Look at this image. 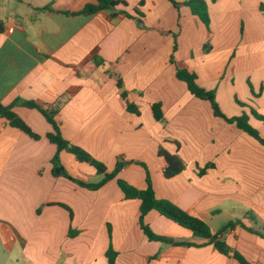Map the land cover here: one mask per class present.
Here are the masks:
<instances>
[{
  "label": "crops",
  "instance_id": "crops-1",
  "mask_svg": "<svg viewBox=\"0 0 264 264\" xmlns=\"http://www.w3.org/2000/svg\"><path fill=\"white\" fill-rule=\"evenodd\" d=\"M123 1L128 5L89 16L80 12L97 0H0V103L61 100L56 119L67 140L109 171L119 157L128 162L97 191L54 174L52 125L37 109L15 105L41 139L0 118V264H108L110 243L118 252L115 264H240L157 210L145 217L156 234L196 245L144 235L141 201L126 199L118 185L122 179L146 189L141 162L157 198L206 221L250 264H264V145L194 97L171 62L173 55L195 72L226 116L242 115L238 101L249 114L253 108L264 116V0H205L210 30L187 0H174L179 7L172 0ZM127 101L140 115L127 110ZM155 103L163 121L154 117ZM250 122L264 138V122L252 115ZM161 148L179 155L184 171L166 178ZM61 157L72 176L102 179L74 155L62 151ZM59 203L73 210V221ZM229 222L235 225L222 231ZM70 228L79 234L70 237Z\"/></svg>",
  "mask_w": 264,
  "mask_h": 264
},
{
  "label": "trees",
  "instance_id": "trees-1",
  "mask_svg": "<svg viewBox=\"0 0 264 264\" xmlns=\"http://www.w3.org/2000/svg\"><path fill=\"white\" fill-rule=\"evenodd\" d=\"M176 7H179V3L172 0ZM186 6L190 7L192 13L200 18V20L205 24L208 30H210V16L208 11V5L205 0H187L184 3ZM118 5L127 6L128 3L123 0H97L95 4L87 5L80 13L87 14V15H94L103 10H110L114 9ZM136 13L143 17V13L139 10ZM128 17H131L130 14H127ZM138 23L141 24L142 20L138 18ZM4 31V23L0 20V33ZM210 45H206L205 50H209ZM177 50V43H175L174 51ZM171 62L176 65L177 68V77L179 80L186 82L188 91L196 98L209 101L213 108L214 114L216 116L222 117L225 121L230 124H234L239 130L243 131L246 134L257 139L261 144L264 145V138L260 135L259 129H257L251 122L250 116L252 115L258 121L264 122V116L260 115L255 109L251 108L250 114L243 112L240 116H233L228 117L226 116L220 109L219 104L216 101V95L214 91L207 90L200 86L198 82V76L195 72L189 70L187 67L180 65L172 55ZM96 65H101L103 60L95 61ZM117 85L119 89H123V82L120 78L117 79ZM121 95L124 99H127V92L122 91ZM238 103L242 107H248L247 104ZM23 105L25 107L31 109H37L40 111L46 120L52 125L54 131L47 135L48 140L56 145L57 152L52 159L53 164V172L57 175L56 169L60 168L61 173L60 175L68 178L69 180L76 183L78 186L82 188H86L88 190L97 191L105 186L109 181L118 177L119 173L122 169L128 164V162L124 161L122 157H119L117 160V164L113 171H109L105 163L101 162L100 160L94 158L91 154H89L86 150L77 146L67 140L61 131V125L57 122L56 117L58 116L63 102L60 100L54 106H43L35 101H22L17 100L14 104L5 106L0 103V118H5L8 120L10 125L14 128L20 129L21 131L28 134L34 140H40L41 136L34 132L32 128L14 111L15 105ZM153 114L157 121L164 120V112L162 110L161 103H155L153 105ZM127 110L131 113L140 115V110L135 104H132L127 101ZM66 151L76 158L78 162L81 163H88L89 165L93 166L97 174L102 176V179L98 182H87L82 179L76 178L72 176L69 172H67L66 168L62 164L61 160V152ZM159 155L163 156L166 159L167 167L165 168L164 175L166 178L170 179L177 175H179L185 169L184 161L180 158L177 154H170L164 149L159 150ZM145 167L147 170V188L143 190H139L126 181L122 179H118V185L123 191L126 199H139L141 201L140 206V226L144 233V235L150 241H158L167 244L173 245H187V246H195L196 244L191 242H184V241H176L174 239L158 235L156 234L151 227L146 224L145 217L146 215L151 212L152 210H157L163 216L171 219L176 224L189 229L193 232L194 236L197 238L208 239V243L214 244V246L220 251L222 254L227 256L231 255L235 259H237L240 264H250L240 253L233 251L229 245L221 241L219 239V233L213 234L209 224L200 219L198 217L192 216L186 211L182 210L178 207L175 203L167 199H159L156 196V192L153 188L151 176L149 173V169L145 163H140ZM211 165H208L206 168L200 170V174L203 175L206 173L207 169L210 168ZM58 205L67 209L70 213V219L73 221L74 213L73 210L65 204L59 203ZM243 227L248 229L252 233L259 234L258 232L254 231L252 228H248L242 222L238 221ZM235 223L229 222L226 224L224 231L227 228L234 226ZM109 233L111 237V226H109ZM79 234V231L73 230L70 228L69 235L70 237H76ZM118 256V252L113 248L112 243H110L109 249L106 252V257L108 259V264H115L116 258Z\"/></svg>",
  "mask_w": 264,
  "mask_h": 264
},
{
  "label": "rangeland",
  "instance_id": "rangeland-1",
  "mask_svg": "<svg viewBox=\"0 0 264 264\" xmlns=\"http://www.w3.org/2000/svg\"><path fill=\"white\" fill-rule=\"evenodd\" d=\"M243 110H244V112H246V113H248L247 111H245L246 109H245V107H243ZM249 114V113H248ZM60 157H61V155H60ZM62 158V157H61ZM66 170H67V168H66ZM67 172H69L68 170H67ZM98 176H100V175H98ZM101 177V176H100ZM97 177H95L92 181L93 182H96L97 180H95Z\"/></svg>",
  "mask_w": 264,
  "mask_h": 264
},
{
  "label": "water",
  "instance_id": "water-1",
  "mask_svg": "<svg viewBox=\"0 0 264 264\" xmlns=\"http://www.w3.org/2000/svg\"><path fill=\"white\" fill-rule=\"evenodd\" d=\"M56 172H57V174H60L61 173V169L60 168L56 169Z\"/></svg>",
  "mask_w": 264,
  "mask_h": 264
}]
</instances>
